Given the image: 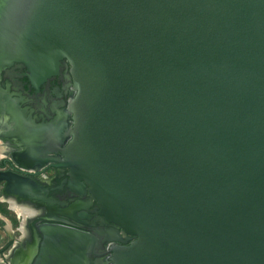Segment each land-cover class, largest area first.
I'll list each match as a JSON object with an SVG mask.
<instances>
[{"label":"water","instance_id":"water-1","mask_svg":"<svg viewBox=\"0 0 264 264\" xmlns=\"http://www.w3.org/2000/svg\"><path fill=\"white\" fill-rule=\"evenodd\" d=\"M2 61L34 86L69 66L55 166L118 228L110 264H264V0H0ZM33 237L27 264H90L97 240Z\"/></svg>","mask_w":264,"mask_h":264},{"label":"flooded vegetation","instance_id":"flooded-vegetation-1","mask_svg":"<svg viewBox=\"0 0 264 264\" xmlns=\"http://www.w3.org/2000/svg\"><path fill=\"white\" fill-rule=\"evenodd\" d=\"M27 73L22 64L0 62V143L5 147V154L0 156V172H12L21 181L35 185L29 191L14 184H0V202L14 214L6 198L34 204L44 214L26 224L16 214L17 225L0 216V227L7 234L3 242L0 240V264L30 263L32 258L26 256L35 246L33 228L43 222H65L93 233L97 240L90 246V264H110L111 248L122 243L107 240L106 231L118 228L99 218L89 196L81 197L69 190L67 170L55 166L62 160L59 151L70 137L68 104L74 89L69 66L62 61L57 74L38 86L29 81ZM12 124L17 127L15 131Z\"/></svg>","mask_w":264,"mask_h":264},{"label":"bare ground","instance_id":"bare-ground-1","mask_svg":"<svg viewBox=\"0 0 264 264\" xmlns=\"http://www.w3.org/2000/svg\"><path fill=\"white\" fill-rule=\"evenodd\" d=\"M4 154H5V147L3 144L0 143V156ZM8 181L9 180H7V182ZM6 200L8 201L10 208L15 212V214L20 216L23 224L28 223L29 221L33 220L35 217H37L40 214L41 215L44 214V212H42V210L37 208L34 204L21 203L12 198L9 199L6 198ZM25 235L26 236L28 235L27 231L25 232Z\"/></svg>","mask_w":264,"mask_h":264},{"label":"rangeland","instance_id":"rangeland-1","mask_svg":"<svg viewBox=\"0 0 264 264\" xmlns=\"http://www.w3.org/2000/svg\"><path fill=\"white\" fill-rule=\"evenodd\" d=\"M0 214H2L0 215L1 217H5L7 219L9 218L10 220H12L15 223V225H17L19 222L16 214H14L11 211H8L7 205L5 203L0 202ZM6 238H7L6 232L4 231L3 228L0 227V240L3 242Z\"/></svg>","mask_w":264,"mask_h":264},{"label":"crops","instance_id":"crops-1","mask_svg":"<svg viewBox=\"0 0 264 264\" xmlns=\"http://www.w3.org/2000/svg\"><path fill=\"white\" fill-rule=\"evenodd\" d=\"M7 219V218H6ZM6 226H7V224H6ZM16 243V242H15ZM15 243H14V245H15ZM21 244V243H20ZM14 245H13V247H14ZM21 246V245H20Z\"/></svg>","mask_w":264,"mask_h":264}]
</instances>
